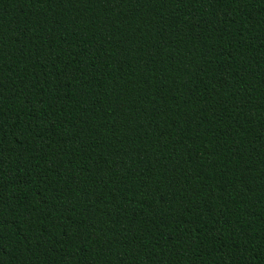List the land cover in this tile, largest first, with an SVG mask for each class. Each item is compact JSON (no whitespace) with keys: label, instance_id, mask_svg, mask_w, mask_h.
I'll return each instance as SVG.
<instances>
[{"label":"trees","instance_id":"1","mask_svg":"<svg viewBox=\"0 0 264 264\" xmlns=\"http://www.w3.org/2000/svg\"><path fill=\"white\" fill-rule=\"evenodd\" d=\"M0 264H264V0H0Z\"/></svg>","mask_w":264,"mask_h":264}]
</instances>
